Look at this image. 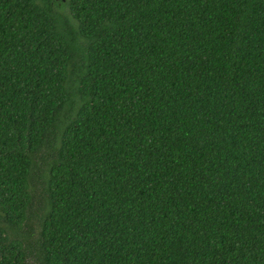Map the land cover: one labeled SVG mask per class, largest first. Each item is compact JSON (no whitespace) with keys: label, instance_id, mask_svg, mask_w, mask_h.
<instances>
[{"label":"trees","instance_id":"16d2710c","mask_svg":"<svg viewBox=\"0 0 264 264\" xmlns=\"http://www.w3.org/2000/svg\"><path fill=\"white\" fill-rule=\"evenodd\" d=\"M0 264H264V0H0Z\"/></svg>","mask_w":264,"mask_h":264}]
</instances>
